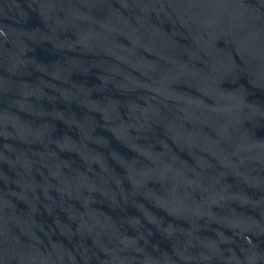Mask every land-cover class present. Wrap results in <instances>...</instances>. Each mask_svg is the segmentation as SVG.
<instances>
[{"label":"water","instance_id":"water-1","mask_svg":"<svg viewBox=\"0 0 264 264\" xmlns=\"http://www.w3.org/2000/svg\"><path fill=\"white\" fill-rule=\"evenodd\" d=\"M0 264H264V0H0Z\"/></svg>","mask_w":264,"mask_h":264}]
</instances>
